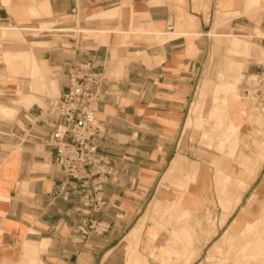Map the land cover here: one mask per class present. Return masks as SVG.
I'll return each mask as SVG.
<instances>
[{
	"label": "crops",
	"instance_id": "crops-1",
	"mask_svg": "<svg viewBox=\"0 0 264 264\" xmlns=\"http://www.w3.org/2000/svg\"><path fill=\"white\" fill-rule=\"evenodd\" d=\"M237 1H225L223 10L239 15L240 10L230 7ZM247 3L256 8L254 0ZM217 4L218 0H0V29L15 24L37 30L26 33L27 41L38 43L19 60L35 57L41 79L45 65L58 73V79L38 82L39 90L32 85L28 93L21 91L26 96L23 106L37 102L52 81L60 93L68 81L67 70L77 62L91 58L104 70L95 108L105 126L99 150L107 171L105 204L95 214L106 228L83 235L77 226L86 210L73 186L75 179L44 141L56 127V114L51 109L30 111L12 124L0 122V193L7 195L0 199V255L14 252L27 239L41 242L42 264H123L127 237L153 200L195 199L196 187L181 194L161 178L175 172L177 155L183 156L186 171L195 159L188 125L193 117L187 121V116ZM107 10L114 15H101ZM191 17L194 22L188 24ZM231 24L247 34L254 30L242 20ZM228 34L235 37L227 54L236 56L241 36ZM243 39L248 44L239 56L264 58L263 51ZM259 41L264 48V39ZM241 62H231V69L238 71ZM248 66L256 70L260 65ZM222 87L216 91L226 89ZM133 258L131 264H145L140 255Z\"/></svg>",
	"mask_w": 264,
	"mask_h": 264
},
{
	"label": "rangeland",
	"instance_id": "rangeland-1",
	"mask_svg": "<svg viewBox=\"0 0 264 264\" xmlns=\"http://www.w3.org/2000/svg\"><path fill=\"white\" fill-rule=\"evenodd\" d=\"M225 1L218 0L213 8L204 61L189 103L187 121L193 117L188 125L195 140V159L186 171L183 156L177 155L175 172L161 178V183L169 181L181 194L196 187L195 199L153 200L127 237L123 264H131L135 255L144 258L145 264H264V101L248 98L242 91L246 75L254 70L248 64L262 66L264 58L239 56L248 44L243 38L264 52L259 41L264 39V0H254L257 10L247 0H238L230 7L240 10L239 15L233 9L223 10ZM101 15L114 13L107 10ZM237 19L250 24L253 32L234 30L231 23ZM192 21V17L187 20L188 24ZM148 30L164 36L157 27ZM29 31L37 30H22L15 24L0 29V122L5 125L26 112H48L61 94L52 81L37 102L23 106L26 96L22 92L28 93L32 85L39 90L36 85L43 79H58L57 71L47 65L42 79L38 77L35 57L20 61L38 43L27 41ZM228 33L241 36L236 56L227 54L235 37ZM187 38L190 41L192 36ZM235 60L242 61L238 71L230 67ZM34 61L36 66L30 67ZM218 85L226 89L217 92ZM6 198L0 193L1 200ZM39 243L25 239L14 252L2 253L0 264H42Z\"/></svg>",
	"mask_w": 264,
	"mask_h": 264
},
{
	"label": "built area",
	"instance_id": "built-area-1",
	"mask_svg": "<svg viewBox=\"0 0 264 264\" xmlns=\"http://www.w3.org/2000/svg\"><path fill=\"white\" fill-rule=\"evenodd\" d=\"M171 21L168 28H171ZM68 81L52 102L56 127L44 140L55 149L57 163L75 179L85 215L77 228L83 235L102 231L104 222L95 216L104 206L106 163L99 150L105 126L96 116V101L105 81L104 70L93 59L77 62L67 70ZM244 96L264 101V65L246 75Z\"/></svg>",
	"mask_w": 264,
	"mask_h": 264
},
{
	"label": "bare ground",
	"instance_id": "bare-ground-1",
	"mask_svg": "<svg viewBox=\"0 0 264 264\" xmlns=\"http://www.w3.org/2000/svg\"><path fill=\"white\" fill-rule=\"evenodd\" d=\"M214 22H217L216 20Z\"/></svg>",
	"mask_w": 264,
	"mask_h": 264
}]
</instances>
